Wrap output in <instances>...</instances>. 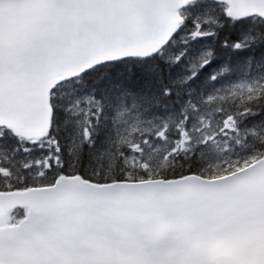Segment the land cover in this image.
Returning a JSON list of instances; mask_svg holds the SVG:
<instances>
[{
  "label": "snow or ice",
  "instance_id": "1",
  "mask_svg": "<svg viewBox=\"0 0 264 264\" xmlns=\"http://www.w3.org/2000/svg\"><path fill=\"white\" fill-rule=\"evenodd\" d=\"M0 264H264V0H0Z\"/></svg>",
  "mask_w": 264,
  "mask_h": 264
}]
</instances>
